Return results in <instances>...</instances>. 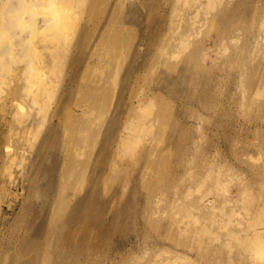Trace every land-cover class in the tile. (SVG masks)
Instances as JSON below:
<instances>
[{"label":"rangeland","instance_id":"obj_1","mask_svg":"<svg viewBox=\"0 0 264 264\" xmlns=\"http://www.w3.org/2000/svg\"><path fill=\"white\" fill-rule=\"evenodd\" d=\"M201 1L220 6L239 2L241 9L251 2ZM252 2L264 5V0ZM16 4L0 0V121L8 120L0 152V253H5L0 255L6 259L0 264H8L10 247L32 232L29 222L38 220L41 211L54 213L62 226L70 214L54 200L45 208L47 177L35 151L58 100L65 96L70 105L77 100L64 87L75 56L90 54L117 6L120 22L110 25L120 35L117 58L109 67L111 81L103 110L96 112L97 126L109 123L125 92L123 116L110 130L108 145L114 151L124 135L130 144L122 157L108 154L110 169L100 188L105 197L120 198L119 205L130 202L113 207L126 210L114 219L91 218V232L81 236L88 253L72 255L74 250L64 258L68 264H261L264 245L254 233L264 222L243 200L250 193L257 205H264V18L256 20L242 10L228 24L221 20L220 6L209 5L197 27L188 23L196 11L192 0H50L57 8L48 18L52 22L40 23L32 41L20 44L29 30L14 35L17 26L9 24V14ZM32 13L23 10L20 22ZM47 36L60 39V46ZM54 47L66 55L62 61L52 56ZM131 72L123 92V79ZM147 93L159 102L142 109L143 118L157 120L133 136L134 130L124 127L127 104ZM94 141L86 145L90 152ZM51 161L49 154L44 163ZM83 176L67 181L71 191L82 194ZM201 199L213 200L216 209L202 204L203 214L197 204ZM21 252L23 259L35 253ZM39 255L45 261L60 258L55 247Z\"/></svg>","mask_w":264,"mask_h":264},{"label":"bare ground","instance_id":"obj_2","mask_svg":"<svg viewBox=\"0 0 264 264\" xmlns=\"http://www.w3.org/2000/svg\"><path fill=\"white\" fill-rule=\"evenodd\" d=\"M43 1H45V3L41 6ZM192 1L195 3L196 11L193 15L189 16L188 23L195 22L197 27L204 20V10L208 8L209 5L213 8L220 6L215 1L210 3L201 0ZM226 1L224 3H226ZM249 1L251 2L246 4L244 9L240 8L241 5L239 2L231 4L232 6H227L226 4L221 5L218 9V11H220V17H222L221 20L227 23L229 22L228 24H230L233 19L232 16H235V14H242L245 10H247L245 13L251 11L253 15H255L256 20L264 18V5L252 2L257 0ZM49 2L50 0H17L16 6L10 11L9 24L13 27L17 26L14 29V35L21 36L25 30H29L26 31L20 44H24L29 40L32 41L31 36L35 31V27H38L40 23L47 24L52 22L49 21L50 19L48 18H50V14L57 11V8H54L53 4H49ZM40 6L42 7L41 10ZM120 9L121 7L117 6L114 13L116 14ZM23 10L29 12L33 10L34 13L30 16V20L21 23L20 21L22 18L20 17V13ZM121 12L122 11L118 13ZM38 13H42L41 18H39ZM115 14L108 21V24L103 26L102 31H99L100 34L97 35L91 45L90 54H77L75 56L73 61V74L70 76L69 83H65L64 87L70 94H73L72 97L75 94L77 100L71 105L69 104V98L64 99L65 96H62L58 100L59 105L51 114L52 116L50 119H52V121L48 122L46 132L42 139L43 144L35 151V158L42 159V161H39V164L41 168L44 169L47 177V181L43 186L46 197L45 201H43L45 208L50 206V203H53L52 201L54 200L56 203L62 202L63 207L60 206L62 212L65 207L68 208L70 214L63 223L64 226H62V224L58 222L59 217H56L54 213L48 211V209L41 211L38 215V220L29 222L32 232L20 239V242L10 247L12 254L8 255V264H68V259L64 258L66 257V252H73L76 250L72 255H86L88 253V246L83 245L81 236L82 234L83 236H87V233L91 232V218L98 216L97 218L102 220L114 219L122 213H126V210H115L113 207H120L124 204L129 205L130 201H126L123 205H119L120 198L110 199L105 197L100 188L105 173L110 169V166L107 164L108 154L112 151L114 156L122 157L128 150V143L130 142L129 135H124L121 132L119 137L120 135L124 136H121V141L118 142L114 151L113 148L108 145V142L111 143L113 140V137H111L113 131L110 132V130L115 129V125L119 122V120L116 119L119 117L122 118L123 116L124 111L121 112L120 107L126 103L124 91L128 88L132 72L123 79L124 90L122 91L124 93L120 94L117 100V109L114 115L110 117L109 123L99 128L97 126L99 115L96 114V112L98 113L97 109L103 110L102 101L104 100L106 84H109L111 81L110 78L112 75H110L109 67H111L117 58L115 48L118 49L117 40L120 38V35L118 32L115 33L110 27L111 24L120 22V19L116 17ZM55 23H58V19ZM25 27H27V29H24ZM260 30H263L264 33V24ZM261 39L264 43V38L261 37ZM46 40L60 46L58 45L60 44V39L56 42V36H47ZM7 46L8 45H6V48ZM261 49L264 51L263 45ZM52 56L58 57L61 60L66 55H62L61 50H59L58 47H54ZM142 67L143 63H141L138 70ZM136 76L137 74L133 75V77ZM262 82H264V78H262ZM136 97H138V99H132L131 102H128L127 109L129 108V110L126 115L127 119L124 121L125 129H128L129 132L131 129L134 130L133 136L136 132L138 133V131L142 132L145 128L153 127L157 118L153 117L148 121L143 118L141 111L142 109L147 111L150 107L153 109L159 102L155 94L151 95L147 93ZM13 100L14 99H11V101ZM15 103L17 107H22L21 103ZM11 109L13 108L9 107L7 111L11 112ZM102 113L103 111L100 114ZM16 118L21 121V115H18V113ZM6 125H8L7 118L2 122L0 121V152L3 150L2 135ZM94 137L95 149L90 152L87 150L86 145L88 141ZM49 154L52 158L51 164H45L44 160ZM21 156L26 159L24 153ZM151 156L152 158L155 157V150L151 152ZM81 173H84V186L82 188V194H78L75 191H71L72 189L67 181H71L75 177L81 175ZM74 180H76V178ZM58 181H60V183H58ZM57 195H60V197ZM221 198L224 199L226 203L232 204L233 199L231 197L223 195ZM249 198L251 202L248 203ZM212 202L213 200L206 202V199H201L197 204L201 208L200 211L205 214L204 209H202V204L213 206L214 203ZM243 202L245 206L247 205L256 212L259 222H264V205H257L255 198L250 197V193ZM109 207L111 208L109 209ZM212 208L216 209L215 205ZM223 214L225 215L224 212ZM134 215L137 216L136 212ZM62 216L63 215H61V217ZM191 217L193 218V215ZM144 220L146 221V218H144ZM78 224L80 225L78 226ZM259 224L262 225L264 223ZM254 234L263 241L264 245V227H261L259 230L256 229ZM87 241L88 240H86V243H88ZM54 247L57 249L60 258L54 261H45L44 255H39L43 250L45 254H47L50 249L53 250ZM22 250L33 251L35 253H30L28 254V259H23L21 258ZM0 254L5 255V253ZM1 255L0 260H6L4 259L5 256L1 257ZM261 264H264V261H262Z\"/></svg>","mask_w":264,"mask_h":264}]
</instances>
